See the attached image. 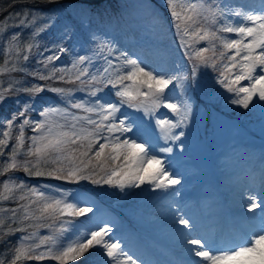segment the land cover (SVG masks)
I'll list each match as a JSON object with an SVG mask.
<instances>
[{"label":"snow or ice","instance_id":"6c2138e0","mask_svg":"<svg viewBox=\"0 0 264 264\" xmlns=\"http://www.w3.org/2000/svg\"><path fill=\"white\" fill-rule=\"evenodd\" d=\"M46 2L58 4L60 0ZM164 3L177 50L182 53L168 70L154 68L141 54L118 47L110 33L95 23L90 10L77 5L66 6L68 22L59 42L43 52L38 51L37 37L56 21L27 7L9 10L0 18L4 39L0 104L17 98L16 110L0 121V204L9 205L0 207V248L4 249L0 264L45 260L81 264L93 249L102 250L97 264H150L115 237L108 223L93 221L89 214L94 215L95 204L79 191L29 185L14 174L22 171L28 177L75 185L87 182L121 191L147 185L152 191L179 195L175 186L181 180L159 155L171 154L173 147L158 142L175 145L179 141L183 149L182 138L192 116L190 93L201 87L202 70L215 73L216 92L225 101L248 111L259 108L264 121V0L259 11L222 6L220 0ZM141 7L152 26L163 31L165 23L157 10L150 3ZM78 28L88 45L81 46L85 54L65 41ZM22 30H28L27 39ZM64 54L71 57L69 63L57 66L55 62ZM37 56L40 67L30 70L26 64ZM13 73H24L25 79L18 80ZM174 89L178 98L171 95ZM46 91L55 93L61 102L38 110V100L47 103L41 96ZM76 92L85 95L77 97ZM162 108L174 118L158 117ZM127 109L142 115L131 116ZM37 111L39 118H33L31 113ZM144 117L154 120L152 137L146 136ZM258 195L259 199L248 195L240 204L245 230L219 241L201 230L199 218L190 209L174 202L170 220L184 259L169 264H264V190ZM244 208L252 215L245 214ZM80 217L86 220L79 221ZM17 233L21 235L13 242Z\"/></svg>","mask_w":264,"mask_h":264},{"label":"rangeland","instance_id":"374dc122","mask_svg":"<svg viewBox=\"0 0 264 264\" xmlns=\"http://www.w3.org/2000/svg\"><path fill=\"white\" fill-rule=\"evenodd\" d=\"M247 1L249 4L244 6L245 8H252L257 11L261 8V0ZM220 2L222 6L241 7L238 4L239 0H220ZM144 3H150L160 14L165 23L163 31L152 26L146 10L141 7ZM68 5L80 6L86 12L90 10L89 14L94 17L95 23L100 25L101 21L97 22L98 15H93L94 11L87 2L74 1ZM66 6L54 12L39 11L37 13L38 16L49 17L56 21L50 30L37 37L38 51L43 52L45 47L50 48L54 42H59L63 25L68 22ZM20 9L19 7L17 10ZM96 9H100L101 14L106 18L111 16L109 18L111 20L101 24L100 27L110 33V37L115 39L118 47L141 54L149 64L157 69L168 70L175 62L180 61L182 53L177 50L171 19L164 0H107ZM85 25H87V20H85ZM22 31L24 38L27 39L28 30ZM65 41L79 54H85L81 51V46L87 48L88 45L83 43L79 28L74 36L66 37ZM3 45L4 39L0 37V48ZM35 51L37 50L34 49ZM49 54L51 53H44V55ZM2 57L3 54L0 52V63H2ZM35 58L36 60L41 59L39 56ZM70 59L69 55L64 54L55 63L57 66H61L69 63ZM202 71L204 75L200 80L201 87L197 88L194 93H190L192 96V116L189 126L185 129L186 135L182 138L183 149H181L179 141L175 145H165L163 141L158 142L159 146L173 147L171 154L160 153L159 155L165 158L173 174L181 180V184L175 186L179 195L173 197L170 191L168 193L160 190L152 191L147 185L140 189H125L124 191L106 185L95 186L87 182H82L79 186L69 184L71 186L61 187L70 190L72 193L79 191L84 198L93 201L95 204L94 215L89 214V216H92L96 223H108L113 228L114 236L126 241L133 254L138 251V255H146L147 251L153 254L157 260H161L163 264L175 262L170 258L171 255L161 250L158 245L166 243L170 247L176 248L172 245V242L177 241L176 237L174 235L168 236L169 230H167L174 228L170 220V213L175 210V203L190 209L191 213L198 217H205L208 214L207 208L220 207V196L223 190L235 192V182H244L240 175L242 174L241 170L247 164L250 166L252 164L260 165L261 167L264 165V121L261 119L259 108L248 111L231 105L216 92L219 86L215 85V73L210 69ZM12 75L18 80L24 79V77L20 78V73H13ZM55 86L73 87L59 83H56ZM177 93L178 90L174 89L171 95L178 98ZM83 95L85 94L75 93L77 97ZM41 96L47 103H40V107L37 105L38 110L44 106L61 102L55 93L46 91ZM210 96L212 97L211 103L208 102ZM16 99V97H12L0 104V107L8 104L12 108L10 111L13 112L17 108ZM20 99L23 98L20 97ZM257 103L259 102L257 101ZM126 111L131 116L142 115L135 113L132 109ZM10 115L8 112L1 113L0 121L10 117ZM31 116L39 118L38 111L31 113ZM157 116L174 118L167 109L163 108L157 112ZM143 126L147 137L156 134L154 120L150 121L149 118L144 117ZM250 135L256 138L254 139ZM213 150L215 152H212ZM202 168L204 169L200 172L199 169ZM205 168H207L206 171H204ZM2 179L0 178V180ZM260 182H262L261 179ZM45 184L55 185L49 182L41 183V185ZM262 185L264 186V183ZM209 195L210 197H208ZM2 206L9 205L0 204V207ZM228 206L232 213V204ZM215 210L216 208L212 212L216 213ZM78 220L83 221L86 218L80 217ZM121 223L128 225L124 226ZM42 230L47 233L46 229ZM176 251L179 252H176L178 256L183 257L181 249ZM101 252L100 249L91 250L81 264H97V261L102 259Z\"/></svg>","mask_w":264,"mask_h":264},{"label":"trees","instance_id":"16d2710c","mask_svg":"<svg viewBox=\"0 0 264 264\" xmlns=\"http://www.w3.org/2000/svg\"><path fill=\"white\" fill-rule=\"evenodd\" d=\"M87 2L88 4H90V8H92V10L94 11L93 15L97 16L98 15V21H101V18L103 20V23H107L109 22L111 19V16H109L108 18L104 17L103 14H101L100 9H96L97 7L99 8L101 6V4L104 1L107 0H60V3L58 4H49L46 2V0H0V18H2L3 15L7 14V11H15L17 10L19 7L20 8H32V9H39L42 12H54L60 8L65 7L66 5H68L70 2ZM116 1V0H114ZM93 6V7H92ZM100 22V25L103 24ZM102 26V25H101ZM26 66L31 70L32 68L35 67H39L36 65V58L32 59L30 63H27ZM25 79V75L24 73H20V78ZM28 80H31V77H27ZM33 83H43L42 81H32ZM23 98V96H21ZM39 107L41 106L40 102L37 104ZM6 107V106H4ZM4 107H0L4 108ZM8 112V115H10L12 112L10 110L6 111ZM26 134L27 135H31V130L26 128ZM15 177L18 180H24L26 181L29 185H41V183H45V182H49V183H53L55 185H58L60 187L62 186H71L68 183H65L63 181H57V180H53L51 178L48 177H28L26 176L22 171L16 172L15 173ZM79 186V185H77ZM67 187V186H66ZM42 234H47L45 233L43 230H41ZM21 233H17L16 236L12 237V241L14 242L16 240V237L20 236ZM4 251L3 248H0V253H2ZM25 264H55V262L51 261V260H45L43 262H38V261H28L25 262Z\"/></svg>","mask_w":264,"mask_h":264},{"label":"bare ground","instance_id":"6f19581e","mask_svg":"<svg viewBox=\"0 0 264 264\" xmlns=\"http://www.w3.org/2000/svg\"><path fill=\"white\" fill-rule=\"evenodd\" d=\"M250 1H252V0H250ZM238 4H240V6H246L249 4V2L247 0H239ZM11 109L12 108L10 107V105L7 104L6 107L0 109V114L5 113L6 111L11 110ZM205 124H207V123H205ZM213 152H215V151L213 150ZM263 167H264V165H263ZM263 167H261L260 165H255V164H252L251 166L247 164L246 167L241 170L242 174L240 175L242 181H244V182H240V183H238L239 181L235 182V184H234L235 192L234 191L226 192L223 190V192L221 193L220 200L226 206L232 204L233 209L235 210V212L237 213V215L239 217H241L240 204H241L242 200H246L248 195H255V196L259 197L258 194L262 190H264V187L259 188V184H258V182H259L258 180L261 179L262 174H264ZM219 191H221L220 188H219ZM243 211L247 215H252V213H247L246 208H244ZM255 212L258 214L260 212V209L257 208L255 210ZM240 223H241L240 226L245 229V227H246L245 222L241 219ZM230 226H231L230 222H228L224 226V228H223L224 233H225V229H227V228L231 229ZM167 230H169L168 236H170V237H172L173 235L175 236V233L173 232V228H168ZM218 230H219V228L218 229L217 228L212 229V232H208V233L210 235H212L213 238L215 239V236L220 237V235H218ZM158 245L161 248V250H163L164 252H166V249L168 250V253L171 250L162 244H158ZM175 245H177L178 247H181L178 244V242H176ZM143 259L146 261H149L150 264H161V262L157 261L155 256L151 253H147V255L145 257H143Z\"/></svg>","mask_w":264,"mask_h":264}]
</instances>
